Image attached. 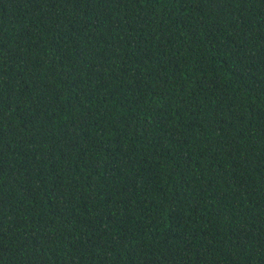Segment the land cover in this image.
Instances as JSON below:
<instances>
[{
	"label": "trees",
	"instance_id": "obj_1",
	"mask_svg": "<svg viewBox=\"0 0 264 264\" xmlns=\"http://www.w3.org/2000/svg\"><path fill=\"white\" fill-rule=\"evenodd\" d=\"M0 264H264V0H0Z\"/></svg>",
	"mask_w": 264,
	"mask_h": 264
}]
</instances>
